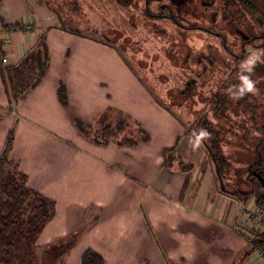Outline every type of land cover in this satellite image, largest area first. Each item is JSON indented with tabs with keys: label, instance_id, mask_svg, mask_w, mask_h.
<instances>
[{
	"label": "crops",
	"instance_id": "obj_1",
	"mask_svg": "<svg viewBox=\"0 0 264 264\" xmlns=\"http://www.w3.org/2000/svg\"><path fill=\"white\" fill-rule=\"evenodd\" d=\"M42 1L0 0L3 66L27 59L44 37L49 51L45 77L15 106L0 68V154L14 128L12 156L29 184L56 202L57 213L38 245L74 238L72 264H79L87 249L101 254L106 264H260L249 255L245 233L233 229V203L215 188L210 193L214 175L198 167L204 157L197 138L175 108L157 102L128 62L107 54V47L115 46L78 45L85 42L67 34ZM28 23L29 29L7 30ZM61 85L66 105L59 99ZM122 119L129 121L127 132L133 131L124 136L128 142L121 141L123 133L101 144V131L114 129ZM78 120L90 128L88 135L76 129ZM139 129L148 137L145 142ZM130 137L139 143L130 145ZM176 144L175 156L192 168L183 170L176 161L164 166V150ZM195 174L205 178L196 199Z\"/></svg>",
	"mask_w": 264,
	"mask_h": 264
},
{
	"label": "trees",
	"instance_id": "obj_2",
	"mask_svg": "<svg viewBox=\"0 0 264 264\" xmlns=\"http://www.w3.org/2000/svg\"><path fill=\"white\" fill-rule=\"evenodd\" d=\"M128 1L118 0V2L130 5L131 3ZM211 1H214L215 4L217 2V0ZM185 3L191 6L193 0H185ZM225 3L232 10L241 11L244 15L247 13L264 17V0H225ZM128 5L123 7H128ZM200 6L201 9H204L201 2ZM128 10L130 11L129 8ZM241 19L247 21L244 18ZM257 23V21L251 22L253 25L260 24ZM64 28L67 27L64 25ZM39 44L38 50L34 54L17 65L3 66L0 61L3 84L10 94L12 106L27 98L45 77L49 68L50 60L46 37ZM186 45L189 43L186 42ZM217 48L216 56L210 57L207 62L202 60V65H205L204 69L200 72L197 71L196 78L188 81L189 86L186 92L179 94V98L187 100L193 98L194 93L199 90L198 87L206 90L205 85L210 82L206 79L207 71L210 68V73L214 76L216 64L221 65L222 68L220 67L218 72L219 77H215L217 80L210 91V97L205 99L209 110L202 116L198 115L193 119L191 125L195 132L201 133L203 136L207 152L216 166L218 176L224 180L230 173L231 162L229 160H232V157L223 151L221 133L234 117L243 116L244 118L241 119L243 124L240 126H244L241 131L245 135L235 134L234 136V131L229 128L228 136H233L234 140L237 138L236 144L242 148L237 149L235 154L240 155L244 149L247 153V164L256 168L264 178V63L257 58L249 60L248 64L241 58L230 59L228 55L220 52L218 46ZM185 60L186 65L187 58ZM197 77L203 78V81L198 83ZM58 94L61 103L65 105L67 94L63 85L59 87ZM175 107L177 108V106ZM178 110V113L183 115L181 109ZM209 112L214 116L213 120L208 118ZM128 125L129 121L122 119L114 129L104 128L100 135L104 139L101 144L107 145L110 139L120 137ZM80 126L82 127V125ZM89 129L84 126L80 130L83 134L88 135ZM139 132L144 134L142 129H139ZM13 134L14 129H11L0 154V261L3 264H19L24 251L28 256L35 255L36 250H39L36 246L38 237L57 213L56 202L42 195L29 184L28 175L20 169L19 161L12 156ZM130 139V145L139 143L135 138L132 140L130 137ZM147 139V135L144 134L140 142H145ZM95 142L100 143L99 140H95ZM176 148L177 144L171 149L164 150V166L173 167L177 162L183 170L192 168L191 163H185L182 157L175 156ZM244 154L243 152L242 155ZM243 158L242 156L240 159L239 156L240 160ZM241 171L242 169L235 171L237 183L232 186L237 189L235 193L233 192L234 196L245 203L254 199L258 208L264 207V186L260 179L254 173H248L246 179L242 178ZM229 184L228 181L224 183V185ZM254 236L255 246L249 243V255L254 253L255 247L264 245V230L255 231ZM72 240L74 242H69L64 248H60L59 251L62 254L74 246L75 240L74 238ZM10 253L11 256H9ZM80 264H106V261L101 254L87 249L81 255Z\"/></svg>",
	"mask_w": 264,
	"mask_h": 264
},
{
	"label": "rangeland",
	"instance_id": "obj_3",
	"mask_svg": "<svg viewBox=\"0 0 264 264\" xmlns=\"http://www.w3.org/2000/svg\"><path fill=\"white\" fill-rule=\"evenodd\" d=\"M42 2L48 5L55 12V14L59 17L62 27L64 28V25L67 27L64 28L67 30V34L85 42V44L78 45L115 46L116 50L114 47L108 46L107 50L111 52H107V54L114 55L115 53L120 58H122L123 61L128 62V64L131 65L130 67L134 70H132V72L135 75H138L140 81H142L145 87L152 93L157 102L163 105L171 106L172 108H176L175 106H177L178 109H181L183 115L177 113L180 117L179 120L185 123L184 125L188 129L187 132L189 131L191 135L195 136V139L197 138L199 150L202 151L204 157L200 162H198V167H200L201 171L211 170L212 174L214 175V177L209 178V180L211 179L214 181L212 182V190H210V193H213V188H215L218 196H222V194H224L225 201H230L233 203L231 210V213H233L234 216L233 229L238 233H245L244 235L248 238L247 241L249 240V237L254 235L255 231L264 230V218L260 220L253 219V215L256 213L258 208L254 202V199L249 200L247 203H243L239 201L233 194V192L235 193V190L237 189V187H233L237 183L235 179V171L237 169H242L240 176L246 179L249 175L248 173H252V170L256 169L250 164H247V153L244 149V155H242L243 152H240V155L235 154L237 149L242 148L236 144L237 138L234 140L233 136H228V130L230 129L234 131V136L235 134H239L240 136L245 135L243 131H241L242 127L244 126H240V124H243L241 119L244 117H234V119L221 133L223 139V151L225 154L227 153L226 155L232 157V160H229L231 162L230 173L224 180L219 178L216 171V166L209 157L204 141L198 136L199 134L195 132V129L191 125L193 119L197 118L198 115H203V113L207 110V102L205 99L210 97L211 92L209 87L212 82H216L213 78L219 77L218 72L222 66L216 64L214 68V77L210 78V76H207L206 79L212 80L209 83H206V90L198 87L197 89L199 90L198 92L194 93L193 98H189L188 100L179 98V94L186 92V89L189 86L188 81L196 78L195 73L197 71L199 72L203 70L204 66L197 64V61L199 60L198 57L203 54L216 56L218 49L217 46L205 44L195 45L194 43H205V40L200 37L197 32L190 31V34H186L185 41L188 42L189 45H178L179 39L183 38V35L181 38L179 37L178 32L170 33L169 36H167V34L162 35L160 33L153 34L151 32L152 26L150 24H140L139 20H143V22L146 20L143 17H139L140 13L139 9L136 8V5L132 11V0L129 2L132 4H130L128 7H121L120 5L126 6L128 4L118 2V0H43ZM200 2L204 9H201ZM200 2H198V0H193L191 6L186 4V11L188 13L196 12L198 17L200 13L207 11L205 9L206 6L203 3L206 2L208 4L212 1L200 0ZM237 6L240 8L239 5ZM128 8H131L130 11ZM238 14L239 17L243 16L242 18L247 20L249 24H251L253 21H257L260 23H257V30H264V17L261 15H249L247 13L244 15L241 11L238 12ZM120 19L123 21V26L120 24ZM130 19L136 20L135 28L131 27ZM190 19L193 20V17H190ZM155 25L164 26V28H168V30L172 32L173 26L172 22L170 21L158 20L156 21ZM172 35L175 36L171 38ZM168 39L169 42H166ZM205 39H207V36ZM208 39L214 40L213 38ZM234 51H236V53L239 55L241 54L240 48H235ZM247 52H251L248 54L253 56L249 60H252L255 57L259 58L260 61L264 60V45L250 46L248 47ZM189 53L191 54V57H188ZM228 57L231 59L232 56ZM186 58L187 63L185 65L184 60ZM210 70L211 69L209 68L206 75H209ZM225 70L227 69L225 68ZM197 79L198 83L203 81V78L197 77ZM175 110L179 111L177 109ZM114 115L115 114H113V116ZM208 118L213 120L214 116L209 112ZM80 125L84 127L83 122L79 120L75 121V127L79 132L82 128ZM110 128L112 127L110 126ZM130 133H133V131ZM130 133H128L126 130L123 134V137L129 135ZM9 134L10 132L8 133L7 138L9 137ZM13 138L15 141V131ZM121 141L127 142L128 140L121 138ZM239 156L240 159L242 156L244 158L240 160ZM195 168L196 166H194V170ZM215 172L217 173L216 176ZM196 174L198 175V171H196ZM196 174L194 175L195 182L193 183V198L199 196V188L201 189L203 186L205 188V178L199 179V176L196 177ZM227 181L230 184L224 185V183ZM186 186H188V184H186ZM186 186L184 189H186ZM218 187H220L219 190ZM184 194L185 190H183V192L180 194V198H182ZM214 199L215 198H210V201H214ZM211 231H215V229H211ZM152 234L154 236L155 243L160 245L159 241L157 240V232L152 229ZM39 237L36 242V246L39 248V250H36L35 255L33 256H28L24 251L21 255V262L19 264H72V259L69 258L70 250L64 254L59 251L60 248H64L69 242H74L72 237L61 238L62 240L53 241L52 243L43 245L42 247L38 245ZM11 255L12 254L10 253L9 256ZM240 260L241 255H236V261L240 262ZM256 260L260 264H264L263 259L256 258ZM0 264L3 263L0 261Z\"/></svg>",
	"mask_w": 264,
	"mask_h": 264
},
{
	"label": "flooded vegetation",
	"instance_id": "obj_4",
	"mask_svg": "<svg viewBox=\"0 0 264 264\" xmlns=\"http://www.w3.org/2000/svg\"><path fill=\"white\" fill-rule=\"evenodd\" d=\"M130 1L131 0H129L128 2ZM132 1V11L135 8L134 6L136 5V8L139 9V17H143L146 20L144 22L143 20H139L140 24H150L152 26L151 32L153 34L160 33L162 35L167 34V36H169L170 33L178 32L180 38L183 35V38L179 39L178 45H186V34H190V31L197 32L199 36L205 40V43H194L195 45H216L220 48V52L222 54L228 55L230 57L232 56L233 58H241L247 63L249 59L253 57L251 54H248L251 53L247 52L248 47L264 45V30L258 31V25H249L247 21L246 23L243 19H241L243 16L239 17V14L236 10H232L228 7V5H226L225 0L217 1L216 4L213 3L214 1L208 4L204 2L203 4L206 6L207 11L200 13L198 17L196 12L188 13L186 11L185 0ZM120 6L123 7L122 5ZM190 17H193V20H191ZM158 20L172 22V32H170L168 28H164V26H156L155 23ZM122 23L123 21L120 19V24L123 26ZM130 23L131 27H136V20L130 19ZM174 27L176 28V30ZM174 36L175 35H172L171 38H173ZM206 36L207 39H205ZM208 38H213L214 40H209ZM166 42H169V39L166 40ZM235 48H240V55L237 54L236 51H234ZM188 57H191L190 53ZM210 57L213 56L205 54L199 56L197 64L202 65V60L207 62ZM262 62L264 63V60ZM207 76H210V78L214 77L212 73H209V75ZM213 79H215V77ZM214 85L215 83L212 82L209 87L210 91L213 89ZM208 110L209 109L207 104L206 111ZM198 134V136L204 141L201 133ZM252 173L256 175L259 172L255 169L252 170Z\"/></svg>",
	"mask_w": 264,
	"mask_h": 264
},
{
	"label": "built area",
	"instance_id": "obj_5",
	"mask_svg": "<svg viewBox=\"0 0 264 264\" xmlns=\"http://www.w3.org/2000/svg\"><path fill=\"white\" fill-rule=\"evenodd\" d=\"M32 24L31 23H28L26 25H15V24H11L8 26V29L9 31L11 32H14L16 30H18L19 28H22V29H29L31 28ZM264 218V207H259L257 208L256 210V213L253 215V219L255 220H260V219H263ZM248 239V238H247ZM254 241H255V236H251L249 237V240L248 242L252 244V246H255L254 245ZM254 257L257 258V259H263L264 260V245L263 246H257L255 247V251H254Z\"/></svg>",
	"mask_w": 264,
	"mask_h": 264
},
{
	"label": "water",
	"instance_id": "obj_6",
	"mask_svg": "<svg viewBox=\"0 0 264 264\" xmlns=\"http://www.w3.org/2000/svg\"><path fill=\"white\" fill-rule=\"evenodd\" d=\"M256 175L260 179L262 185L264 186V178L262 177V175L260 173H257Z\"/></svg>",
	"mask_w": 264,
	"mask_h": 264
}]
</instances>
